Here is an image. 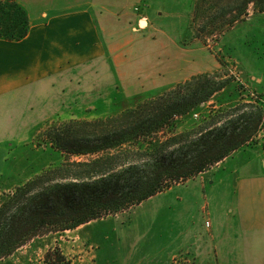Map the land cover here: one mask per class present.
I'll return each instance as SVG.
<instances>
[{"label":"trees","instance_id":"obj_1","mask_svg":"<svg viewBox=\"0 0 264 264\" xmlns=\"http://www.w3.org/2000/svg\"><path fill=\"white\" fill-rule=\"evenodd\" d=\"M251 3L264 11V0H195L196 36L220 34L247 17ZM28 29L23 6L0 0V38L19 40ZM220 75H192L105 117L52 123L45 142L61 159L0 196V260L34 237L138 205L249 144L264 124L258 94L229 107L212 105L202 119L177 131L182 119L232 87L233 77ZM45 261L70 264L58 248L47 251Z\"/></svg>","mask_w":264,"mask_h":264},{"label":"rangeland","instance_id":"obj_2","mask_svg":"<svg viewBox=\"0 0 264 264\" xmlns=\"http://www.w3.org/2000/svg\"><path fill=\"white\" fill-rule=\"evenodd\" d=\"M194 1L92 0V10L99 18L104 16L105 30L111 32L109 36L112 40L124 41L129 33L138 35V39L148 37L151 32L165 33L176 42V47H165L168 52L163 50L160 53L161 62L165 53L176 50L173 57L177 65L178 53H189L182 48L190 49L191 72H198L200 67L206 69L219 65L217 71L221 79L229 75L233 77L232 87L217 92L203 108H197L187 115L177 131L202 119L212 105L229 107L241 99L251 100L254 94L264 99V11H259L251 3L248 15L243 20L225 27L218 35L202 33L197 37L196 27L199 25L193 22ZM132 15H143L138 22L142 29H145L148 18L149 28L138 33L127 29L128 24L133 22ZM126 47L132 49L133 45ZM145 50L147 52L146 47ZM97 64L95 69L84 67L77 76L71 75L70 71L65 72L63 85L51 87L45 96L46 101H33V105L30 104L31 109L23 114L24 119L17 122L25 124L23 132L11 133V162L4 175L10 178L0 182V196L11 193L15 186L40 172L50 162L61 159L60 153L51 150L45 142V131L52 123L59 125L69 120L105 117L139 99L132 92L143 88L140 82L135 85V80L127 79L123 84L124 89L114 69H110L107 63ZM127 70L131 76L134 74V70ZM158 81L163 80L158 78ZM152 87L148 90L144 86L143 92L160 91L165 86ZM126 92L131 95L128 96ZM28 124L30 127H26ZM258 152L264 154V124L249 144L228 156L227 165L231 168L234 162H241L240 159L252 157ZM218 165L210 167L208 173L213 174L218 170ZM228 171L222 169L220 173ZM10 186L11 189L7 191L5 188ZM200 191L194 181L173 186L169 192L154 195L138 206L94 219L84 229L50 232L34 237L11 255L2 258L0 264H46V252L56 248L70 264H131L135 259L142 262L146 257L153 260L158 255L166 256L169 259L167 264H196L190 256L191 250L185 247V240L193 234L191 232L200 233V240L201 234H206L203 226L208 229L207 220L220 231L223 228V239L231 238L228 230L230 224L225 220L230 218L233 208L232 196L224 198L225 194L218 202L212 196L209 199L210 208L202 206L204 200L199 197ZM233 253L236 258L238 252ZM147 264H151V261H147Z\"/></svg>","mask_w":264,"mask_h":264},{"label":"crops","instance_id":"obj_3","mask_svg":"<svg viewBox=\"0 0 264 264\" xmlns=\"http://www.w3.org/2000/svg\"><path fill=\"white\" fill-rule=\"evenodd\" d=\"M17 2L27 11L29 29L26 36L19 40L0 38V182L10 178L4 175L11 162V133L23 132L25 128V124L17 122L24 119L23 114L31 109L29 106L33 105V101H46L45 96L51 87L63 85L65 72L70 71L71 75L77 76L84 67L95 69L97 63H107L110 69L115 70L123 87L124 81L130 78L135 80V85L141 83L143 88L132 92V95L140 98L155 92H143L152 86H172L192 75L217 71L219 67L214 65L203 69L197 66L200 67L198 72H191L192 51L185 48L182 49L189 53H178L177 65L173 57L176 50L165 53L161 62L160 53L163 50L168 52L166 48L176 47V42L165 33L151 32L141 39L129 33L124 41L112 40L109 36L111 32L105 30L104 16L99 18L92 10V0ZM141 16L132 15L133 22L128 24L127 29L135 33L147 30L150 26L147 17L144 18L147 21L145 29L139 27ZM128 45H133L132 49H127ZM127 69L134 70V74L131 76ZM158 78L163 81H158ZM144 86L147 88L144 89ZM26 127H30L29 124ZM239 161L229 168L227 157L219 162L218 170L213 174L205 171L199 177L157 193L169 192L173 186L194 181L201 190L199 197L204 200L202 206L206 208L211 205L209 199L212 196L216 202L223 199V194L224 198L232 196V217L225 220L230 224L228 230L231 238L223 239V228L220 231L209 222L208 229L203 226L206 234H201L200 240V233L194 232L185 240V247L191 250L190 256L196 264H264V154L258 152ZM222 169L229 171L220 173ZM5 189L8 191L11 186ZM90 224L88 222L72 230L84 229ZM234 251L238 252L236 258ZM165 257L158 255L153 260L146 257L142 262L135 259L131 264H147V261L164 264L169 260Z\"/></svg>","mask_w":264,"mask_h":264},{"label":"built area","instance_id":"obj_4","mask_svg":"<svg viewBox=\"0 0 264 264\" xmlns=\"http://www.w3.org/2000/svg\"><path fill=\"white\" fill-rule=\"evenodd\" d=\"M209 224H210V223H209V220H207V221H206V225L209 226Z\"/></svg>","mask_w":264,"mask_h":264}]
</instances>
